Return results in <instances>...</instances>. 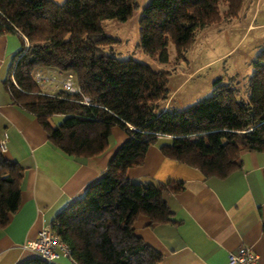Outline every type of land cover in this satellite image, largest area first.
<instances>
[{"label": "trees", "instance_id": "obj_1", "mask_svg": "<svg viewBox=\"0 0 264 264\" xmlns=\"http://www.w3.org/2000/svg\"><path fill=\"white\" fill-rule=\"evenodd\" d=\"M243 1L149 0L138 23L139 47L166 65L172 45L176 60L185 62L197 35L235 19ZM138 9V0H0V32L19 33L28 45L22 38L9 71L14 83L8 79L6 90L14 105L37 119L51 145L65 156L88 159L107 150L112 128L128 136L105 175L50 225L74 264H160V254L133 234V224L139 216L150 225L175 223L162 196L179 193L183 184L127 179V169L140 166L150 146L217 179L241 169L243 154L264 153V52L251 63L242 88L234 77L226 83L219 78L210 97L182 111H162L170 73L104 51L117 41L105 34L103 22L125 23ZM37 69L72 74L79 92L45 94L34 80ZM56 116L61 120L51 126ZM163 137L168 141L159 143ZM23 173L0 149V229L19 207ZM21 264L46 263L36 258Z\"/></svg>", "mask_w": 264, "mask_h": 264}, {"label": "crops", "instance_id": "obj_2", "mask_svg": "<svg viewBox=\"0 0 264 264\" xmlns=\"http://www.w3.org/2000/svg\"><path fill=\"white\" fill-rule=\"evenodd\" d=\"M148 2L140 1L137 14L131 18L135 19L137 32L142 10ZM238 16L210 26L198 36L223 27L239 33ZM254 16L255 10L244 33L254 26L264 25L252 23ZM131 20L116 22V27L107 29L103 22L105 34L117 41L114 44L117 46L112 45L109 49L122 59L131 58L170 73L167 84L169 98L161 104V110L182 111L201 100L192 93L177 97L178 92H175L189 83L203 66L188 69L183 61H179V73L175 74L179 82L171 86L174 72L141 51L139 34L138 54L134 55L126 48L122 36L125 31L122 29ZM111 28L116 30V35ZM224 33L227 37V31ZM21 39L19 34L0 32V142H3L4 157L24 170L19 207L0 229V264H21L36 259V254L26 248V244L36 240L42 228L50 227L59 212L81 199L86 190L105 175L110 160L128 139L122 129L114 127L107 150L101 156L88 159L68 157L54 148L37 119L14 105L5 87L13 59L22 48ZM34 75L48 80L38 83L45 94L53 95L62 90L61 81L65 73L37 69ZM234 78L242 88L243 79L237 72ZM211 94L212 86L208 90V95ZM60 120L61 117H53L51 126ZM167 141L168 138L159 139V143ZM126 177L133 183L154 186L168 182L183 184L179 193L165 192L162 196L175 223L150 225L147 217L139 216L133 224V234L160 254V264H228L227 255L241 245L256 254L258 264H264V153L243 154L241 169L224 179H217L206 178L195 168L164 158L158 145H154L147 149L140 166L127 169ZM55 264L74 263L70 258L61 257Z\"/></svg>", "mask_w": 264, "mask_h": 264}, {"label": "rangeland", "instance_id": "obj_3", "mask_svg": "<svg viewBox=\"0 0 264 264\" xmlns=\"http://www.w3.org/2000/svg\"><path fill=\"white\" fill-rule=\"evenodd\" d=\"M49 1L61 5L65 0ZM140 1L142 0H138V3ZM223 10L224 8L221 6V11ZM254 10L255 16L252 23L255 21V25L264 24V0H244L238 16L239 33H234L223 27L219 30L212 29L205 36L197 35L196 41L185 53V62L183 63L188 69L203 67L198 70L197 75L189 83L185 86L183 85L182 89L179 88L175 92V94L178 92L177 97L192 93L197 99L208 98L210 97L208 90L216 79L222 78L223 83H226L229 78L235 76V72L243 79V84L247 83L252 73L251 63L260 53L264 52V25L254 26L244 33L246 24L249 22ZM136 12L133 16L137 14ZM134 22L135 19H132L129 25L122 29V31H125L122 36L125 39L126 48L133 51L135 55L138 54V32L135 30ZM104 26L106 29L116 27L117 23L114 20H109L105 21ZM234 28L236 29L237 27ZM111 29L113 35H116V30L114 28ZM224 31H227V37ZM120 32L121 30L118 31V33ZM236 42L238 43L235 45ZM112 47V45L106 47L105 53L108 52V48ZM225 53L227 54L218 58ZM118 58L120 59V56ZM166 66L168 70L174 72L170 79V85L175 86L179 82L178 76L175 75L179 73V61L176 60L172 45L168 47V63Z\"/></svg>", "mask_w": 264, "mask_h": 264}, {"label": "built area", "instance_id": "obj_4", "mask_svg": "<svg viewBox=\"0 0 264 264\" xmlns=\"http://www.w3.org/2000/svg\"><path fill=\"white\" fill-rule=\"evenodd\" d=\"M18 33V31H16ZM19 34V33H18ZM20 35V34H19ZM27 47V41L22 36ZM8 79L13 82V70L9 72ZM36 83H43L48 81L46 78H42L39 75H34ZM61 89L70 94L78 93L79 88L74 82L72 74H65L61 81ZM0 149L3 151V142H0ZM32 252H34L37 258L46 264H55L61 257L70 258L69 250L67 246L61 242L59 237L55 235L50 227L42 228L36 240L29 242L25 246ZM228 264H258V257L254 254L250 248L246 246H239L235 252H231L227 255Z\"/></svg>", "mask_w": 264, "mask_h": 264}]
</instances>
